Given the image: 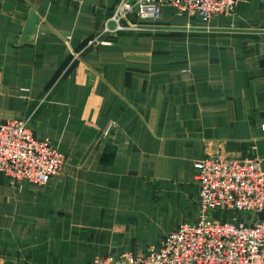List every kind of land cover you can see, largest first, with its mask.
Returning a JSON list of instances; mask_svg holds the SVG:
<instances>
[{"label": "crops", "instance_id": "crops-1", "mask_svg": "<svg viewBox=\"0 0 264 264\" xmlns=\"http://www.w3.org/2000/svg\"><path fill=\"white\" fill-rule=\"evenodd\" d=\"M118 2L0 0V123L28 121L67 158L43 187L0 178V264L146 256L198 221L196 162L255 145L264 167V0H238L206 25L167 8L160 28L86 48ZM32 11L37 32L23 42ZM95 210L118 226L108 244L62 253L45 239ZM177 212L150 242L149 223Z\"/></svg>", "mask_w": 264, "mask_h": 264}, {"label": "built area", "instance_id": "built-area-1", "mask_svg": "<svg viewBox=\"0 0 264 264\" xmlns=\"http://www.w3.org/2000/svg\"><path fill=\"white\" fill-rule=\"evenodd\" d=\"M238 0H119L86 48L113 37L159 27L164 9L208 24L230 15ZM70 40V38H68ZM112 127H108L106 135ZM264 131V126L262 127ZM252 145L245 158L208 154L195 163L201 215L182 222L148 255L125 252L87 264H264V167ZM67 158L48 137L24 120L0 123V178L43 187L60 174Z\"/></svg>", "mask_w": 264, "mask_h": 264}, {"label": "rangeland", "instance_id": "rangeland-1", "mask_svg": "<svg viewBox=\"0 0 264 264\" xmlns=\"http://www.w3.org/2000/svg\"><path fill=\"white\" fill-rule=\"evenodd\" d=\"M112 130L113 127L110 132H112ZM189 208H194V206L190 204ZM101 212L102 211L97 210L94 212H76L73 215V219H71L69 222H66L64 226L51 229L52 237H45V239H50L55 247L62 253L65 250H77L79 246H81V248H94L96 245L108 244L109 233L113 231L119 232V229L118 226H115V229H110V226L113 224V222L110 220H101L99 218V214ZM140 218L141 217H139V219ZM166 218L167 220H165V216H162L160 219H158L159 221L153 220L152 223H149L151 224V226H149V230L154 233L150 239V242H157L158 236L160 234H164L165 230H168L175 221L177 222L180 218L184 219V217L179 212L173 215L170 214L166 216ZM124 229L125 228L121 229V234L124 233ZM76 237H79V239Z\"/></svg>", "mask_w": 264, "mask_h": 264}, {"label": "water", "instance_id": "water-1", "mask_svg": "<svg viewBox=\"0 0 264 264\" xmlns=\"http://www.w3.org/2000/svg\"><path fill=\"white\" fill-rule=\"evenodd\" d=\"M38 24H39V17L37 16L35 11H32L29 16L26 28L22 36L23 42H28V40L29 41L33 40L37 32ZM28 38H31V39H28Z\"/></svg>", "mask_w": 264, "mask_h": 264}]
</instances>
